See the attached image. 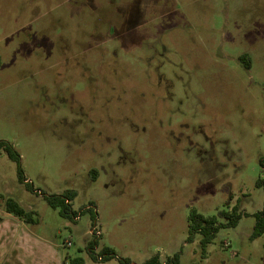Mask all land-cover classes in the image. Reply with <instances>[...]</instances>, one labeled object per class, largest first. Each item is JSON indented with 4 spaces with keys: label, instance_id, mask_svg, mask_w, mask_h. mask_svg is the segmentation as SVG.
<instances>
[{
    "label": "rangeland",
    "instance_id": "1",
    "mask_svg": "<svg viewBox=\"0 0 264 264\" xmlns=\"http://www.w3.org/2000/svg\"><path fill=\"white\" fill-rule=\"evenodd\" d=\"M0 140L35 188L2 150L0 264H264L253 215L206 258L188 241L192 209L264 206V0H0ZM67 189L76 219L44 197ZM98 235L117 257H93Z\"/></svg>",
    "mask_w": 264,
    "mask_h": 264
},
{
    "label": "trees",
    "instance_id": "2",
    "mask_svg": "<svg viewBox=\"0 0 264 264\" xmlns=\"http://www.w3.org/2000/svg\"><path fill=\"white\" fill-rule=\"evenodd\" d=\"M240 59L248 68H251V58L247 53L242 55ZM2 150L7 151L9 156L18 163L19 181L26 184L28 189L35 191L34 186L30 181H28V178L26 177L24 168L22 166V157L14 145L8 140H0V153ZM260 163L262 166V175L258 178L256 185L257 187L264 188V157L260 159ZM91 172L94 174V178H96L98 175V170L93 168ZM77 194V190L67 189L62 194H44V197L52 207L59 208L62 215L76 219L81 213L87 211V209L77 211L73 208V200L76 198ZM6 209L9 213H13L26 221L38 220L34 217L35 211L27 210L13 197L7 198ZM93 214L94 218H96V214ZM244 215H253L256 219L251 238L255 239L260 236L264 237V206L262 209L254 212L253 214H248L241 209V200H238V202L230 210L224 209L220 211V216L225 218V222L220 221L217 215H206L202 212H199L197 209H192L189 215L190 235L188 237V241H193L195 239V235L200 234L202 250L201 255L202 258H206L208 245L213 242L220 229L222 227H236ZM95 223L96 222H94V224ZM100 239L101 236L98 235L95 236V238L90 242L89 248L91 249L93 257L97 259L101 258L103 261H108L117 257V251L115 248L109 245H104L99 251L98 255L95 256L94 253L96 252L94 249L99 246ZM66 258L68 264H85L86 262L85 258L82 256L70 257L69 254H67ZM180 258V252L175 253L166 261L161 259L160 254H155L147 259L143 264H180ZM120 262L121 264H135L130 258L124 257H120ZM191 264L200 263L193 262Z\"/></svg>",
    "mask_w": 264,
    "mask_h": 264
},
{
    "label": "built area",
    "instance_id": "3",
    "mask_svg": "<svg viewBox=\"0 0 264 264\" xmlns=\"http://www.w3.org/2000/svg\"><path fill=\"white\" fill-rule=\"evenodd\" d=\"M93 232V231H92ZM98 234V233H97ZM69 245H72V241H69ZM101 259V258H100Z\"/></svg>",
    "mask_w": 264,
    "mask_h": 264
}]
</instances>
